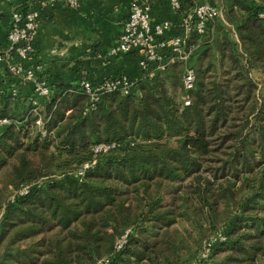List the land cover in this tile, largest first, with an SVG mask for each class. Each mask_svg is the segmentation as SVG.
<instances>
[{
    "label": "trees",
    "instance_id": "trees-1",
    "mask_svg": "<svg viewBox=\"0 0 264 264\" xmlns=\"http://www.w3.org/2000/svg\"><path fill=\"white\" fill-rule=\"evenodd\" d=\"M212 3L235 39L220 19L202 37L189 106L180 63L145 79L136 69L135 92L92 108L79 84L48 79L49 97L15 98L0 77V264H184L182 222L206 244L225 233L203 264H264V0ZM102 143L116 147L78 178Z\"/></svg>",
    "mask_w": 264,
    "mask_h": 264
},
{
    "label": "built area",
    "instance_id": "built-area-1",
    "mask_svg": "<svg viewBox=\"0 0 264 264\" xmlns=\"http://www.w3.org/2000/svg\"><path fill=\"white\" fill-rule=\"evenodd\" d=\"M206 0L196 4L189 17L182 18L176 35H170L172 29L168 21L154 22L151 18V3L147 0H131L129 16L124 24L123 31L111 48L109 56L111 58L135 56L136 69L142 79L153 77L156 74H165L170 67L176 63L183 65L182 99L186 106L191 104L190 92L195 87L196 72L191 64L197 55L199 43L207 31L221 17L218 6ZM51 3H62L70 9H77L80 0H51ZM172 11L177 12L180 8V0H168ZM264 17V14L262 15ZM39 10L31 8L23 13L16 10L11 15V23L7 32V48L0 54V63L5 64V68L11 73L14 79L20 84L34 83L32 98L45 99L50 96L51 88L48 79L41 77L44 72V65H30L34 53V43L38 31ZM195 37V41L191 38ZM79 86L88 95L91 101V108L101 101L104 95L121 91L128 95L138 89V80L128 74H118L109 76L102 81H82ZM12 97L20 95V89L13 87L9 91ZM34 104L36 101H33ZM89 108H86L85 113ZM7 119L0 120V125H9ZM36 127L43 136L49 134L45 128L42 117H38L35 122ZM116 144H99L91 150V157L78 168L76 176L80 179L92 170L97 164L98 157L114 149ZM28 192L27 189L20 191V195ZM225 233L219 231L207 243L193 264H203L210 253V247L218 241H226ZM126 243V237L117 243V250H120Z\"/></svg>",
    "mask_w": 264,
    "mask_h": 264
},
{
    "label": "crops",
    "instance_id": "crops-1",
    "mask_svg": "<svg viewBox=\"0 0 264 264\" xmlns=\"http://www.w3.org/2000/svg\"><path fill=\"white\" fill-rule=\"evenodd\" d=\"M147 1L151 3L154 22L168 21L171 25L181 22L182 16L171 10L168 0ZM195 1L198 4L206 0ZM212 1L218 4L220 0ZM130 4L131 0H80L77 9H70L62 3H51V0H0V54L7 48L12 13L28 6V9L39 10L30 65H44L42 77L76 85L84 80L102 81L123 73L135 75V58L109 56L128 19ZM6 72L5 64L1 62V87L4 90L9 92L18 87L23 97L32 95L34 83L20 84ZM20 107L18 104L17 108ZM70 113L68 111L67 115Z\"/></svg>",
    "mask_w": 264,
    "mask_h": 264
},
{
    "label": "rangeland",
    "instance_id": "rangeland-1",
    "mask_svg": "<svg viewBox=\"0 0 264 264\" xmlns=\"http://www.w3.org/2000/svg\"><path fill=\"white\" fill-rule=\"evenodd\" d=\"M221 24L220 33L227 35L231 39H235L234 27L228 22H226L224 15L220 17ZM177 73L183 75V65L178 64ZM262 180H254L251 182L250 187L252 189L257 188ZM185 240V248L183 250V254L181 256V260L185 261L184 264H193L199 258V254L203 247L206 245L205 238L207 237L205 232L199 225L196 226H188L187 223H180ZM194 227V228H193ZM183 264V263H182Z\"/></svg>",
    "mask_w": 264,
    "mask_h": 264
}]
</instances>
